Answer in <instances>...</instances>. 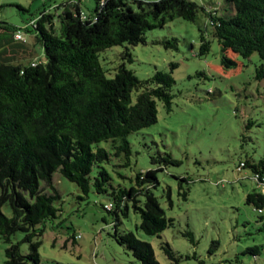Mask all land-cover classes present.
<instances>
[{
  "label": "trees",
  "instance_id": "1",
  "mask_svg": "<svg viewBox=\"0 0 264 264\" xmlns=\"http://www.w3.org/2000/svg\"><path fill=\"white\" fill-rule=\"evenodd\" d=\"M225 1V14L205 12L221 46V63L225 68L235 66L225 55L229 51L242 58L256 52L259 63L254 78L262 80L264 0ZM199 10L204 8L191 0H95L93 13L85 14L79 2L69 1L59 14L58 31L53 15L45 10L30 25L43 49L44 61H7L0 49V239L8 244L3 264L39 262L40 241L36 237L43 229L38 225L54 219L59 210L55 206L60 194L52 181L54 172L73 182L82 199L91 189L107 195L110 207L102 204V208L112 215L111 236L141 264H159L149 242L138 239L133 231H120L119 225L120 218L132 210L139 216L136 230L147 235L158 236L172 226V218L153 193L162 167L133 176L123 175L118 168L131 164L127 135L156 121V102L170 108L169 89L174 80L171 70H154L148 80L140 81L123 64L108 78L98 53L123 43H144L148 30L175 17L194 21ZM204 37L201 33L200 53L209 50ZM176 66L171 63V68ZM109 164L122 182L113 181L106 168ZM244 166L251 167L253 179L263 188V160L240 162L238 169ZM165 193L171 206L168 187ZM246 202L262 213L264 192H248ZM5 204L10 207V216L2 211ZM17 231L24 233L22 241L29 244L28 253L21 252L20 242H12ZM185 237L193 242L191 231ZM162 247L168 259L176 262L168 245ZM259 250L254 246L246 252L255 256Z\"/></svg>",
  "mask_w": 264,
  "mask_h": 264
},
{
  "label": "rangeland",
  "instance_id": "2",
  "mask_svg": "<svg viewBox=\"0 0 264 264\" xmlns=\"http://www.w3.org/2000/svg\"><path fill=\"white\" fill-rule=\"evenodd\" d=\"M69 1L79 2L85 14L93 13L95 0H0L1 56L18 61L23 49V63L44 61L30 21L45 10L53 15L58 31L59 14ZM191 1L204 8L196 20L172 18L162 27L148 30L144 43H123L98 53L108 78L123 64L140 81L148 80L154 70H171L174 80L169 89L170 108L156 102V121L127 135L131 164L118 168L123 175L133 176L162 167L153 193L173 224L158 236L147 235L136 230L139 216L130 210L127 217L120 218L119 230L133 231L138 239L149 242L159 264H264V205L258 213L246 202V194L261 193V186L253 179L250 166L238 169L246 160L264 162V78H254L258 54L242 58L229 51L225 55L236 64L223 67L221 46L205 12L225 14L226 1ZM16 31L29 46L15 45L19 41L12 40V32ZM201 33L209 43L208 52L200 53ZM172 62L177 65L174 69ZM100 145L110 148L107 142ZM111 166L106 168L113 181L122 182ZM52 181L60 194L55 203L59 210L54 219L38 225L43 231L36 237L40 241L37 264H141L111 236L112 215L102 208L110 201L107 195L91 189L82 199L77 186L58 172L53 173ZM123 182L128 185V180ZM2 211L11 214L8 204ZM188 231L193 242L185 237ZM23 238L24 233L17 231L11 240L20 242L21 252L28 253L29 244ZM165 244L176 262L168 259ZM7 246L0 239V264ZM254 246L260 250L252 256L246 249Z\"/></svg>",
  "mask_w": 264,
  "mask_h": 264
},
{
  "label": "built area",
  "instance_id": "3",
  "mask_svg": "<svg viewBox=\"0 0 264 264\" xmlns=\"http://www.w3.org/2000/svg\"><path fill=\"white\" fill-rule=\"evenodd\" d=\"M35 23V20L34 19H32L31 21H30V25H32V24H34ZM13 38L15 39V40H17V41H24V39H23V36H22V34H21V32L20 31H16L14 34H13ZM261 190H262V192H264V184H263V188H261ZM105 207L106 208H109L110 207V204L108 203L107 205H105Z\"/></svg>",
  "mask_w": 264,
  "mask_h": 264
},
{
  "label": "crops",
  "instance_id": "4",
  "mask_svg": "<svg viewBox=\"0 0 264 264\" xmlns=\"http://www.w3.org/2000/svg\"><path fill=\"white\" fill-rule=\"evenodd\" d=\"M15 45H17L18 47H23V46H25V45H27V46H29L27 43H25L24 45L22 44V43H20V42H17V44H15ZM18 61H20V62H23V58H25L24 56H23V49H21L20 50V52L18 53ZM17 60V59H16Z\"/></svg>",
  "mask_w": 264,
  "mask_h": 264
},
{
  "label": "clouds",
  "instance_id": "5",
  "mask_svg": "<svg viewBox=\"0 0 264 264\" xmlns=\"http://www.w3.org/2000/svg\"><path fill=\"white\" fill-rule=\"evenodd\" d=\"M21 42V41H20Z\"/></svg>",
  "mask_w": 264,
  "mask_h": 264
}]
</instances>
